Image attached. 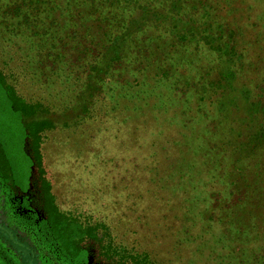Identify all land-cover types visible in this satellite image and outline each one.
I'll use <instances>...</instances> for the list:
<instances>
[{
  "label": "rangeland",
  "instance_id": "374dc122",
  "mask_svg": "<svg viewBox=\"0 0 264 264\" xmlns=\"http://www.w3.org/2000/svg\"><path fill=\"white\" fill-rule=\"evenodd\" d=\"M172 1L177 7L182 4V17L177 19L183 22L186 16L195 36L181 44L173 56L167 84L150 81V75L148 96H143L147 102L140 97L137 101L125 99L120 103V91L111 85L109 104L77 105V90L68 74L54 76L47 71L41 75L39 71L25 69L18 62V52L7 50L8 35L1 30L0 71L6 76L5 83L25 102L40 104L35 110V120L49 121L50 126L39 141V151L59 208L84 223L94 226L100 222L105 226L97 231L98 240L82 244L87 264H264V258L254 262L248 252L237 258L236 247H245V243H237L235 247L226 242L230 236L220 243L227 235L226 230L209 220L229 215L230 203L236 199L230 196V191L237 196L230 181L242 176L255 181L257 189L253 194L260 195L259 207L264 214V145L261 149L239 147L238 143L252 133L245 131L246 125L239 122L249 121L244 117L238 121L234 111L219 114L215 98L205 96L201 100L203 91L195 90L198 84L207 89L210 81L220 77L225 64H219L217 58L223 63L230 58L216 51L225 43L218 21L228 27V35H233L234 59L241 60L229 62L230 68L237 71L236 84L246 85L251 92L264 88V0ZM204 22L214 23L212 31H205ZM12 40L17 47L24 46L22 38ZM195 47H203L198 62L189 56ZM133 57L130 51L121 65L129 94L143 80L131 60ZM190 60H194L196 68L179 79L180 68L189 66ZM0 116V134L6 137L12 155L26 172L27 163L18 144L21 138L18 118L10 112L9 105H0ZM193 116L199 117L197 123ZM260 116L264 118V113ZM179 119L180 122H174ZM208 125L221 128L222 152L229 153L228 161H224L233 165L222 169L221 164L220 170L214 172L215 178L219 175L224 182L216 178L202 190L194 189L187 180L196 175L189 173L187 167L198 161L192 157L194 152H189L186 146L176 149L175 143L182 145L201 137L206 133L202 128ZM216 136L214 141L218 140ZM31 142L27 139L25 143L27 154ZM234 142H237L235 149ZM180 152L184 154L182 159ZM198 157L200 164L202 158ZM200 179L201 175L197 180ZM29 186L26 193L8 191L6 196L1 195L7 201L0 199V213L21 218L28 225L40 222L41 211L37 206L41 204L42 177L37 166L31 172ZM194 199H198L197 204ZM261 221L258 231L245 233L246 241L263 242L260 255L264 254V216ZM211 226L212 230L207 231ZM0 236L22 252L25 264H35L14 234L0 226Z\"/></svg>",
  "mask_w": 264,
  "mask_h": 264
},
{
  "label": "trees",
  "instance_id": "16d2710c",
  "mask_svg": "<svg viewBox=\"0 0 264 264\" xmlns=\"http://www.w3.org/2000/svg\"><path fill=\"white\" fill-rule=\"evenodd\" d=\"M132 1L0 0V30L5 32L6 37L8 35L6 43L10 47L7 50L13 54L18 52V62L25 69L39 71L41 75L47 71L54 76L58 73L68 74L67 77H71L77 90L75 97L77 105L109 104L107 97L111 93V85L116 91H120L118 99L120 103L125 99L137 101L140 97L147 102L143 96L149 88L148 79L152 76L150 81L156 80L158 83L167 84L173 68L171 63L173 56L181 44L188 43L191 36L195 35L188 27L186 16H183L187 18V20L184 18L183 22L177 19L182 17L180 15L182 4L177 7V3L172 0H136L130 7ZM218 24V29H222L221 38L224 37L225 43L223 48L219 47L216 51L226 53L230 58L224 63L217 58L219 64H225L220 77L213 82L210 81L207 89L197 83L199 86H196L195 90L203 91L204 96L200 98L201 100H204L205 96L214 97L218 113L224 111L230 114L234 111L238 121L243 117L249 121L239 122L242 126L246 125L245 131L252 132L246 137L248 139L244 138L241 140L243 142L238 143L239 147L256 146L261 149L264 145V118L260 116L264 113V88L260 87L259 91L251 92L252 89L246 85L236 84L237 71L232 70L229 64L236 57L233 53V35H228V27L224 23L218 21ZM203 26L207 28L205 31L210 32L214 23L204 22ZM12 38H22L24 46L17 47ZM202 49L203 47L191 49L189 56L198 62ZM130 51L134 55L131 60L134 61L136 70L142 75L143 80L138 81L137 89L129 94L121 65ZM193 64L194 60H190L189 66L181 67L179 71L182 73L178 78L195 69ZM25 73L28 75L26 70ZM238 76L241 77L240 73ZM5 77L0 71V105H9L10 112L18 118V125L21 128L19 150H22L23 160L27 164L24 172L19 159L12 155L6 137L0 134V199L2 198V202L5 203L7 199L1 195L6 196L8 191L23 193L30 191V175L36 166L42 177V198L41 204L39 202L37 206L41 211L40 222L28 225L21 218L17 220L12 215L0 213V226L14 234L15 240L28 250L27 255H30L35 264H87V253L82 244L87 240H98L97 231L104 230L105 226L100 222L94 226L84 223L70 212H64L59 208L52 184L45 177L43 156L39 151V141L47 131L46 128H49V121H36L35 110L40 104L25 102L18 92L14 91L15 89L5 83ZM60 83L62 85L61 81ZM174 115L178 117L177 113ZM202 117L206 120L209 118ZM198 119L199 117L193 116L196 123ZM174 122L170 120L171 124ZM202 129L206 130V133L200 135L201 137L189 139L185 143L182 142V145L180 142L175 143L176 149L186 146L189 152H194L192 157L198 162L189 164L187 170L196 176L187 182L192 184L194 189L200 190L213 183L216 178L224 182L221 176L217 175L216 178L214 176V172L220 170L219 165L222 164V169L233 165L225 162L229 159V153L222 152L221 128H211L208 125ZM216 135L218 140L214 141ZM27 139L32 141L29 154L24 148ZM236 143L234 142V149ZM180 155L182 159L184 154L180 152ZM199 155L202 158L200 164ZM180 172L182 173V170ZM200 175L201 179L198 181ZM230 185L238 197L230 191V196H235L236 199L230 203L229 215L209 217V220L221 226L224 232L226 230L227 235L219 240L220 243L228 236L231 239L226 242L235 247L237 243H245V247H236L234 253L239 258L240 255L246 256L248 252L250 258H254L256 262L259 257L264 258V254L259 253L260 248H263V242L255 239L246 241L245 233L258 231L262 222L261 217L264 216L259 207L260 195L253 194L257 185L255 181H248L243 176L230 181ZM199 192L202 194V191ZM194 200L197 204L198 199ZM210 230L212 226L207 228V231ZM21 253L11 246L6 238L0 236V264H25Z\"/></svg>",
  "mask_w": 264,
  "mask_h": 264
}]
</instances>
